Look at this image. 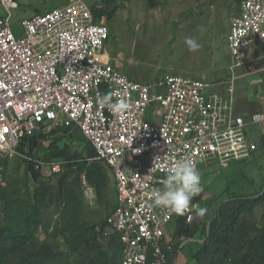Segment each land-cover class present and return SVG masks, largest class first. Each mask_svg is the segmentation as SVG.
Here are the masks:
<instances>
[{
  "label": "built area",
  "instance_id": "2783aa9c",
  "mask_svg": "<svg viewBox=\"0 0 264 264\" xmlns=\"http://www.w3.org/2000/svg\"><path fill=\"white\" fill-rule=\"evenodd\" d=\"M20 1L0 0V158L20 155L17 147L25 136L77 127L95 150L88 160L103 161L115 181L117 202L106 229L119 237L121 264H168L179 215L152 205L168 170L184 158L198 169L227 166L256 150L250 125L264 136V112L243 116L234 108L236 81L264 72V65L252 64L264 58L254 57L257 45L264 44V0H241L231 18L230 78L224 83L181 74L150 82L131 78L111 56L100 58L109 54L110 27L97 22L83 0L24 17L14 29L12 11ZM217 85L224 91L215 90ZM107 93H114V101L124 99L128 109L100 108L97 100ZM26 159L43 177L60 173L65 163ZM81 181L87 194L94 191L85 173ZM180 216L191 223L195 209Z\"/></svg>",
  "mask_w": 264,
  "mask_h": 264
},
{
  "label": "rangeland",
  "instance_id": "374dc122",
  "mask_svg": "<svg viewBox=\"0 0 264 264\" xmlns=\"http://www.w3.org/2000/svg\"><path fill=\"white\" fill-rule=\"evenodd\" d=\"M69 1L21 0L20 7L12 11L13 28H18L22 18L29 17L36 11L45 12ZM83 1L91 8H96L97 22L103 21L110 26L106 50L120 69L131 78L150 82L168 74H181L205 78L214 83L229 80L231 59L227 53L226 39L231 18L237 13L241 0H116L115 12L110 20L101 15L102 0ZM185 37H194L201 47L197 51H189L184 43ZM263 54L264 44H258L254 57ZM252 64L254 67L264 65V58ZM221 87L217 85L215 90L224 89ZM235 87L236 107L243 106L245 96L257 95V92L263 91V87H257L256 90L248 77L237 80ZM52 130L48 132V140L37 149V157L58 162L65 161L66 153L88 155V142L76 134L69 135L63 128L57 129L53 134ZM247 130L249 139L258 144L250 157L230 161L227 166L203 164L198 169L203 190L193 198V203L197 208L207 209L204 217L198 216L195 209V218L201 221L200 227L205 226L208 230L218 206L227 197L237 195L244 198L254 193L257 196L264 190V186L261 189L264 178V136L261 137L260 127L257 125H250ZM50 141L54 143L48 148ZM59 151H65L66 157L52 155ZM26 155L20 153L0 158V185L9 195L24 201L31 197L36 186V176L32 177V172L28 170ZM63 170L66 172L68 168ZM60 173L52 177L39 176L37 179L56 184ZM108 173L111 183L104 200L98 199L95 188L87 194L82 181L80 182L78 191L81 218L88 225L101 224L117 202L115 181L109 170ZM65 209L64 203L53 201L39 205L35 215L36 241L46 243L54 252L60 253L59 260L64 258L67 250L65 229L68 217ZM254 215L253 218L251 213L245 211L242 219L255 220L260 226L264 222L262 205L255 208ZM112 233L113 230L107 228L102 246L110 254H115L117 247L112 243ZM206 237L207 232H198L192 243L184 244L177 252L175 264H192L194 261H191V255L197 250L196 243L204 242ZM55 262L57 263L53 260L52 264Z\"/></svg>",
  "mask_w": 264,
  "mask_h": 264
},
{
  "label": "trees",
  "instance_id": "16d2710c",
  "mask_svg": "<svg viewBox=\"0 0 264 264\" xmlns=\"http://www.w3.org/2000/svg\"><path fill=\"white\" fill-rule=\"evenodd\" d=\"M115 3L116 0H102L103 10L100 9V12L105 19L112 18ZM91 9L96 18V8ZM36 13L41 12L36 11ZM59 128L65 129L69 135L76 134L88 142V155L78 152L71 155L65 151L53 152L54 157H66L65 153L67 155L63 166L68 170L60 173L56 184L38 181L37 177L42 175L34 170L31 162L27 160L29 172H32V177L36 176L34 178L36 186L31 197L25 201L9 195L0 185L2 204L0 264H52L53 260L57 261L55 264H121L122 246L116 233H112L114 236L112 243H115L117 247L115 254H110L102 246L107 231L106 218L101 224L88 225L82 220L80 210L78 189L81 175L85 173L87 181L95 188L98 199L104 200L111 183L108 173V170L111 173L110 168L103 161L88 160V158L95 157V150L77 127L60 125L55 127L51 133H55ZM48 138L49 133L43 132L25 136L20 141L17 151L29 157L39 158L37 149ZM53 143L50 141L48 148ZM72 174H74L73 177H71ZM55 175L57 176V174L53 176ZM262 181L261 189L264 186V178ZM254 194L244 198L237 195L227 197L218 206L217 214L210 221L208 230L205 226L200 227L201 221L197 218H194L191 223H186L185 219L179 215V218L173 222V237L176 242L168 252V264H175L179 249L186 243H192L198 232H207V237L204 242L196 243L197 250L191 255V261H194L192 264H264V222L258 226L255 220L242 219L245 211L251 213L254 218L255 208L260 205L264 208V190L257 196ZM53 201L65 204V215L68 217L65 229L67 250L64 258L60 260V253L54 252L46 243L37 242L34 234L37 229L35 219L37 207ZM115 206L116 203L111 209L113 210ZM181 236L187 239L184 244L178 240Z\"/></svg>",
  "mask_w": 264,
  "mask_h": 264
},
{
  "label": "clouds",
  "instance_id": "9594fccd",
  "mask_svg": "<svg viewBox=\"0 0 264 264\" xmlns=\"http://www.w3.org/2000/svg\"><path fill=\"white\" fill-rule=\"evenodd\" d=\"M184 43L189 51H197L201 45L194 37H185ZM114 93L100 96L97 104L100 108H108L114 112H122L128 109L129 104L122 98L113 100ZM168 176L164 180L163 188L153 193L152 205L171 209L178 215H183L190 209H196V214L204 217L207 209L197 208L192 199L202 190L201 174L195 161L184 158L176 162L175 166L168 170Z\"/></svg>",
  "mask_w": 264,
  "mask_h": 264
},
{
  "label": "crops",
  "instance_id": "0c3cea01",
  "mask_svg": "<svg viewBox=\"0 0 264 264\" xmlns=\"http://www.w3.org/2000/svg\"><path fill=\"white\" fill-rule=\"evenodd\" d=\"M108 52V51H107ZM109 53V52H108ZM228 53V52H227ZM110 57V54H108ZM264 72H260L253 77H249L251 83L254 85V87L257 90V87H263L262 92H257V95L254 94L253 96L247 95L243 98V106H235L234 108L237 114L243 115V116H249L251 113L261 111L264 112V76H262ZM224 87V85H221ZM220 86V88H222ZM221 91H224V89H219ZM247 102V103H245Z\"/></svg>",
  "mask_w": 264,
  "mask_h": 264
},
{
  "label": "bare ground",
  "instance_id": "6f19581e",
  "mask_svg": "<svg viewBox=\"0 0 264 264\" xmlns=\"http://www.w3.org/2000/svg\"><path fill=\"white\" fill-rule=\"evenodd\" d=\"M100 58H102V59H107L108 58V54L107 53H105L104 55H102V56H100Z\"/></svg>",
  "mask_w": 264,
  "mask_h": 264
}]
</instances>
